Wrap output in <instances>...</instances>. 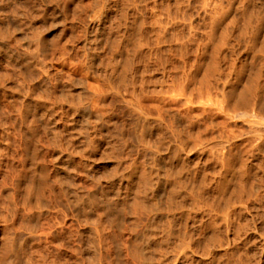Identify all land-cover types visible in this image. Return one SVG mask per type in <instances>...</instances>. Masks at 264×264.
<instances>
[{
	"label": "rangeland",
	"instance_id": "1",
	"mask_svg": "<svg viewBox=\"0 0 264 264\" xmlns=\"http://www.w3.org/2000/svg\"><path fill=\"white\" fill-rule=\"evenodd\" d=\"M0 264H264V0H0Z\"/></svg>",
	"mask_w": 264,
	"mask_h": 264
},
{
	"label": "bare ground",
	"instance_id": "2",
	"mask_svg": "<svg viewBox=\"0 0 264 264\" xmlns=\"http://www.w3.org/2000/svg\"><path fill=\"white\" fill-rule=\"evenodd\" d=\"M6 250V249H5Z\"/></svg>",
	"mask_w": 264,
	"mask_h": 264
}]
</instances>
